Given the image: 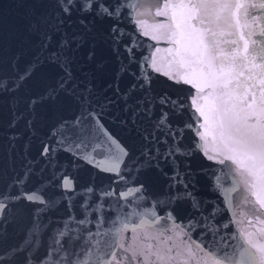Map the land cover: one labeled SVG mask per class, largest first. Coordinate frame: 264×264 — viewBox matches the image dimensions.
<instances>
[{
    "label": "snow or ice",
    "instance_id": "6c2138e0",
    "mask_svg": "<svg viewBox=\"0 0 264 264\" xmlns=\"http://www.w3.org/2000/svg\"><path fill=\"white\" fill-rule=\"evenodd\" d=\"M19 6L0 18V264H264L231 215L239 195L264 224V0Z\"/></svg>",
    "mask_w": 264,
    "mask_h": 264
},
{
    "label": "water",
    "instance_id": "95a60500",
    "mask_svg": "<svg viewBox=\"0 0 264 264\" xmlns=\"http://www.w3.org/2000/svg\"><path fill=\"white\" fill-rule=\"evenodd\" d=\"M20 0H0V18L3 19L5 25L9 29H14L17 26H19L22 22V17L24 14V9H22L19 6ZM147 39V38H145ZM149 43H154L152 41H148ZM161 51L157 53V58L161 62H166L167 59V53L164 51L168 45L164 44L161 42L160 44L157 45ZM20 132H24L23 125L21 124L20 128L18 129ZM9 132V129H7L6 124L2 128H0V138L6 136ZM115 132L117 135L123 137L124 133L120 132V130L117 128L115 129ZM23 143V141H21ZM33 155H35V151L33 150ZM60 159L63 161L65 157L63 154L61 155ZM80 177L82 178V182L87 180L88 178V172L84 170H80L79 173ZM260 195L264 197V190L260 191ZM240 197L237 195L236 200L238 203V207L233 209V212L231 215L236 217L241 221V223L237 224L236 227L239 228L241 231H247L248 233H255V235L251 236V239L253 242L258 243V244H264V238H262L257 231L259 228H264V224H260L259 222L256 221L255 217L252 215L250 212V207L251 205H243L240 204ZM264 219V217H262ZM252 220V224H249L248 221ZM143 231L140 233L136 234H128L126 233L125 235H133L135 242L137 244L141 243V237L143 236Z\"/></svg>",
    "mask_w": 264,
    "mask_h": 264
}]
</instances>
